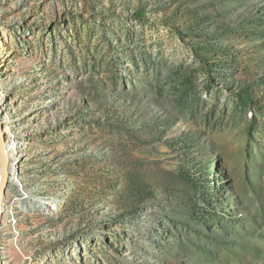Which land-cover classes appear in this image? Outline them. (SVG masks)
Listing matches in <instances>:
<instances>
[{"label": "rangeland", "instance_id": "obj_1", "mask_svg": "<svg viewBox=\"0 0 264 264\" xmlns=\"http://www.w3.org/2000/svg\"><path fill=\"white\" fill-rule=\"evenodd\" d=\"M1 93L0 261L264 264V0H0Z\"/></svg>", "mask_w": 264, "mask_h": 264}, {"label": "water", "instance_id": "obj_2", "mask_svg": "<svg viewBox=\"0 0 264 264\" xmlns=\"http://www.w3.org/2000/svg\"><path fill=\"white\" fill-rule=\"evenodd\" d=\"M5 141H6V136L0 118V226L2 225L3 200L5 197V192L7 190V185L10 176V167H11L8 147ZM0 252H1V242H0ZM0 264H5V262L2 260Z\"/></svg>", "mask_w": 264, "mask_h": 264}, {"label": "bare ground", "instance_id": "obj_3", "mask_svg": "<svg viewBox=\"0 0 264 264\" xmlns=\"http://www.w3.org/2000/svg\"><path fill=\"white\" fill-rule=\"evenodd\" d=\"M4 103H5V100H4V97H3L2 93H1V94H0V110H2L1 108H3V109L5 108V107H4V106H5ZM1 118L3 119L2 122L5 123V118H4V116H3V117L1 116ZM2 119H1V120H2ZM5 124H6V123H5ZM4 133H6V132L4 131ZM5 136H6V134H5ZM9 140L15 143V140H14V139L11 140V138H10ZM5 143L7 144V147H8V153H9V154L11 153L10 155L13 156V157H14V155L17 156V154H18L17 151H15L14 149L11 150V148H10V150H9V147H10V146H9V144H8L7 136H6V141H5ZM10 143H11V142H10ZM14 143H13V144H14ZM13 152H14L15 154H14ZM13 154H14V155H13ZM10 155H9V156H10ZM16 156H15V157H16ZM15 157H14V158H15ZM12 161L15 162L13 159H12ZM13 162L11 163L10 171H13V170L15 169V168H14L15 165H14ZM9 179H10V177H9ZM8 182H9V181H8ZM3 201H4V200H3ZM47 203H49V202H47ZM49 204H51V202H50ZM48 208L51 209L52 207H48ZM5 211H6V208L4 207V202H3V214L5 213ZM3 214H2V217H3ZM0 262H1V261H0Z\"/></svg>", "mask_w": 264, "mask_h": 264}]
</instances>
